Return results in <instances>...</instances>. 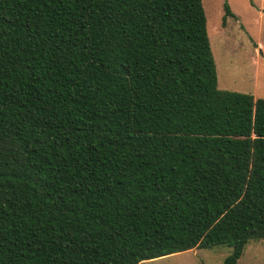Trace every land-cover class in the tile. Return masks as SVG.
<instances>
[{"label": "trees", "instance_id": "16d2710c", "mask_svg": "<svg viewBox=\"0 0 264 264\" xmlns=\"http://www.w3.org/2000/svg\"><path fill=\"white\" fill-rule=\"evenodd\" d=\"M260 239L264 98L218 88L202 0H0V264Z\"/></svg>", "mask_w": 264, "mask_h": 264}, {"label": "rangeland", "instance_id": "374dc122", "mask_svg": "<svg viewBox=\"0 0 264 264\" xmlns=\"http://www.w3.org/2000/svg\"><path fill=\"white\" fill-rule=\"evenodd\" d=\"M224 2L232 15H225ZM202 6L218 88L264 98V0H202ZM230 251L193 248L139 264H222ZM237 264H264V239L250 240Z\"/></svg>", "mask_w": 264, "mask_h": 264}]
</instances>
